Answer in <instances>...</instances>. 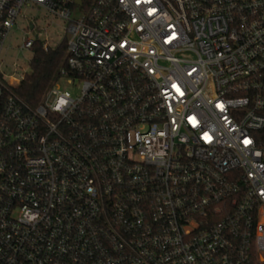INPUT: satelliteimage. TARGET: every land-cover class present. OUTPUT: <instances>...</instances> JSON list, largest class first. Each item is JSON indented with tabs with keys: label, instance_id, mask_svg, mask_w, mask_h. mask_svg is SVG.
Returning a JSON list of instances; mask_svg holds the SVG:
<instances>
[{
	"label": "built area",
	"instance_id": "built-area-1",
	"mask_svg": "<svg viewBox=\"0 0 264 264\" xmlns=\"http://www.w3.org/2000/svg\"><path fill=\"white\" fill-rule=\"evenodd\" d=\"M29 8L67 36L33 105ZM0 264H264V0H0Z\"/></svg>",
	"mask_w": 264,
	"mask_h": 264
},
{
	"label": "rangeland",
	"instance_id": "rangeland-1",
	"mask_svg": "<svg viewBox=\"0 0 264 264\" xmlns=\"http://www.w3.org/2000/svg\"><path fill=\"white\" fill-rule=\"evenodd\" d=\"M25 15L35 18L36 29L28 35L33 37L34 33H39V41L45 42L50 48L56 47L63 38L67 37L65 33V22L58 17L51 18L41 9H25ZM25 21L17 22V29L7 38L5 49L1 54V66L7 74H11L16 79L30 71L31 51L28 49H20L23 37V28ZM62 89L73 92V89L64 80L59 82Z\"/></svg>",
	"mask_w": 264,
	"mask_h": 264
},
{
	"label": "trees",
	"instance_id": "trees-1",
	"mask_svg": "<svg viewBox=\"0 0 264 264\" xmlns=\"http://www.w3.org/2000/svg\"><path fill=\"white\" fill-rule=\"evenodd\" d=\"M65 38L53 49L43 50L35 46L30 59V71L23 74L14 88L18 96L30 104H36L52 82L57 78L60 67L66 56Z\"/></svg>",
	"mask_w": 264,
	"mask_h": 264
},
{
	"label": "snow or ice",
	"instance_id": "snow-or-ice-1",
	"mask_svg": "<svg viewBox=\"0 0 264 264\" xmlns=\"http://www.w3.org/2000/svg\"><path fill=\"white\" fill-rule=\"evenodd\" d=\"M245 143L247 144V143H249V142L246 140Z\"/></svg>",
	"mask_w": 264,
	"mask_h": 264
}]
</instances>
